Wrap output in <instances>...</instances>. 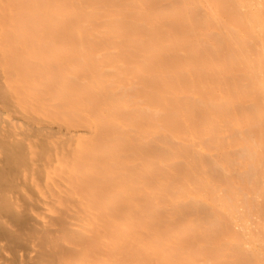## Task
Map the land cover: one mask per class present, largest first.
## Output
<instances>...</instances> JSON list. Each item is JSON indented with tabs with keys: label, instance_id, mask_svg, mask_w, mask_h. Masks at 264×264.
Here are the masks:
<instances>
[{
	"label": "bare ground",
	"instance_id": "1",
	"mask_svg": "<svg viewBox=\"0 0 264 264\" xmlns=\"http://www.w3.org/2000/svg\"><path fill=\"white\" fill-rule=\"evenodd\" d=\"M151 3L0 0V264H236V245L243 264H264L249 249L255 233L264 246V131L252 125L253 95L264 116L262 5L202 29L188 0L164 22ZM212 28L229 37L216 57L204 55ZM223 41L243 44L240 61ZM216 66L251 84L200 82ZM233 130L236 154L203 161ZM226 161L249 167L239 185L210 175L230 173Z\"/></svg>",
	"mask_w": 264,
	"mask_h": 264
},
{
	"label": "rangeland",
	"instance_id": "2",
	"mask_svg": "<svg viewBox=\"0 0 264 264\" xmlns=\"http://www.w3.org/2000/svg\"><path fill=\"white\" fill-rule=\"evenodd\" d=\"M92 1H96V0H92ZM103 1H109V0H103ZM126 4H130L131 0H123ZM184 0H151V6L152 8L156 11L157 15H159V18L162 22L166 21L165 18L168 15V12L172 9V8H177L179 9L180 5L183 3ZM189 1V6H190V10H189V17L191 22H193V24L196 23V21L198 22V20H200L203 25L206 28V24L209 23L210 18L212 17H216V16H221L222 19L228 20L230 17L231 13H234L231 9V7L234 8L235 13L243 20V21H247L245 14H244V9L247 7V9H251L252 6H261L262 7V11L264 10V0H249V4L245 5L244 3L240 4L239 1L237 0H224V2L227 4L224 9H220L219 11H215V9L209 8L210 6H214V2L216 0H188ZM200 2H204V6L205 8H201L199 6ZM260 3L259 5L257 4ZM257 4V5H256ZM260 7V8H261ZM264 14V11H263ZM123 22H125V20H123ZM197 24V23H196ZM200 28L203 29V27L199 24H197ZM197 26V27H198ZM194 30V28H193ZM160 33V32H159ZM158 33V34H159ZM209 35L207 37L204 38V45L206 48V51L204 52L205 56H215V53L213 51V47L212 45L216 42V40L218 39L219 36L222 35L221 31L218 28H212V30L208 31ZM247 35V34H245ZM223 36V35H222ZM222 38H224V40L226 41V43H229V37H225L223 36ZM250 38V37H249ZM251 39V38H250ZM192 38L187 42L188 43V47L189 44L191 43ZM242 41V40H241ZM252 43H253V39H251ZM224 42V41H223ZM227 43V44H228ZM251 44V42H248L247 45L249 46ZM242 45H240L239 49L236 50V52H234L231 49V46H225V42H224V50L222 51L221 55L226 57L227 62H229L231 59H233L235 56H237L238 60L240 61V57L241 56V51H242ZM188 56L190 57V55H195L197 58L198 52L194 51V49H190V51L187 53ZM220 55V56H221ZM216 57V56H215ZM218 59V58H217ZM216 59V60H217ZM244 70H236V72L233 74H229V73H224L218 75V67H214L211 71L210 69H206L204 72V76L201 77V81L200 82H206L207 80H214L217 84H218V89L224 91L225 87L228 85H235V83L237 84V89L239 91L243 90V89H247L246 85L251 84L248 80L245 79V75ZM236 87V85H235ZM261 102L263 103V100L261 101V96L258 95L255 96L253 95V119H252V125L254 128V131L256 134L259 133V131L261 129H263L264 131V116H261V112H260V105ZM219 103V102H218ZM264 105V104H263ZM209 106V105H206ZM244 106V107H243ZM247 106L249 105H238L235 108H230L227 113L229 114V116L234 115L235 113H240L239 111H242L243 108L247 109ZM222 110V108L220 109ZM220 138L222 139L221 144H220V149L216 152H214L213 154H211L209 151H204L202 154V158L203 161H208V162H213V161H222V159L225 157V155L229 157H232L236 154L237 152V148L235 144H231L228 143L229 141H232L234 138H238L240 137V132L238 130H233V131H223L221 133H219ZM258 138V137H257ZM150 145V146H149ZM155 144H153V142H150L147 147H152ZM155 147V146H154ZM153 149V147L151 148ZM156 149L158 150L157 146ZM187 150H191L190 148H187ZM224 166H228L230 168V173L225 172L223 170H218V172H211L210 175L214 176V177H220L221 180L219 181V184L222 186H227L228 182H232L233 186L234 185H239V181L242 178V174L244 169L249 168V167H240L235 163H230L228 164V161H226L224 163ZM179 171H182L185 168V162H184V158L180 159L176 166H175ZM250 173L247 174L245 172L244 176L247 178L248 175V181L250 182H254L256 180H259L261 177L258 178H252L255 177V174H257V172L253 171V169H249ZM252 171V172H251ZM254 174V175H252ZM228 181V182H227ZM243 184V181H242ZM244 185V184H243ZM256 190L258 191L259 189L257 187H255ZM262 194H261V199L259 203H256V207L260 208V216L257 215V224H261L262 222H264V189L262 188ZM169 213V210H163V208L160 209V211L158 212V217L161 219L165 218L166 215ZM192 215H190V212H188L187 214L184 215H178L176 218V223H182L183 221L187 220L188 218H190ZM260 234L255 233V240L249 243V249L251 251H253L252 253L257 257L263 260L264 262V246L262 244V238L259 236ZM242 242H247V240H240L239 239V243ZM124 247V246H123ZM233 250L235 251L236 255H235V260H236V264H243L245 261V258L243 256L242 250L239 248V245H236ZM134 260V259H132ZM256 262V260H255ZM257 263V262H256ZM122 264H128V262H122ZM229 264V263H227ZM235 264V263H232Z\"/></svg>",
	"mask_w": 264,
	"mask_h": 264
}]
</instances>
